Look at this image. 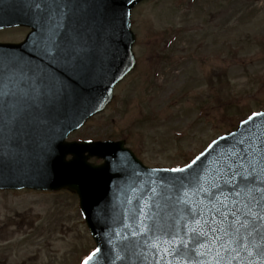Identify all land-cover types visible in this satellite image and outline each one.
<instances>
[{
  "label": "water",
  "instance_id": "95a60500",
  "mask_svg": "<svg viewBox=\"0 0 264 264\" xmlns=\"http://www.w3.org/2000/svg\"><path fill=\"white\" fill-rule=\"evenodd\" d=\"M141 1L84 0L78 12L64 6L73 0H0V29H32L20 45H0V190L75 193L100 249L89 264H264L257 254L264 240L224 231L235 205L220 180L232 145L247 138L255 151L264 141V111L214 140L183 172L145 167L124 141H65L134 69L130 16ZM93 157L103 163H88ZM181 178L192 184L182 188ZM213 182L221 203L198 190ZM194 229L207 233L196 245Z\"/></svg>",
  "mask_w": 264,
  "mask_h": 264
},
{
  "label": "rangeland",
  "instance_id": "374dc122",
  "mask_svg": "<svg viewBox=\"0 0 264 264\" xmlns=\"http://www.w3.org/2000/svg\"><path fill=\"white\" fill-rule=\"evenodd\" d=\"M131 15L136 68L69 140H124L175 169L264 109V0H149ZM94 248L75 195L0 191V264H82Z\"/></svg>",
  "mask_w": 264,
  "mask_h": 264
},
{
  "label": "snow or ice",
  "instance_id": "6c2138e0",
  "mask_svg": "<svg viewBox=\"0 0 264 264\" xmlns=\"http://www.w3.org/2000/svg\"><path fill=\"white\" fill-rule=\"evenodd\" d=\"M249 119H252V117H249ZM245 145H247V151H245ZM253 147L249 139H240L231 146L230 153H225L221 158L220 180L223 181V189H227L229 196L234 198L235 205L233 210L226 215L221 214L225 215L226 219L231 216L234 220V224H230L227 229H224L226 233L231 232L233 229L239 233L243 229L246 235L251 236L255 233L261 240H264V141L255 151ZM199 159L200 157H196L192 163L194 164ZM187 167H191V165ZM173 171L183 172L184 169H173ZM181 180L182 188L192 184V180L189 178H181ZM196 180H199V176L196 177ZM223 189L216 182H213L208 189H205L203 185H198L199 191L208 192L210 201L217 199V193L222 195ZM228 198L225 197V200ZM217 202L221 203L218 199ZM224 207H227V204ZM186 211L190 215L193 212L192 209H186ZM235 225H239V227H235ZM219 230L212 229L214 232ZM206 235L207 233L202 230L194 229L192 233L193 245L199 244L201 237ZM213 243H215V240H213ZM187 248L188 245H184L182 249L177 251V254ZM99 251L100 249H96L84 261V264H89V261L95 259ZM170 251V248L165 249V253ZM208 251L211 252V249ZM257 254L264 255V252H258Z\"/></svg>",
  "mask_w": 264,
  "mask_h": 264
},
{
  "label": "flooded vegetation",
  "instance_id": "af4514ba",
  "mask_svg": "<svg viewBox=\"0 0 264 264\" xmlns=\"http://www.w3.org/2000/svg\"><path fill=\"white\" fill-rule=\"evenodd\" d=\"M10 30H17V31H19L18 33H20L22 35L21 39H19L17 41H12L13 43L21 42L24 39V37L28 34V32L30 31V29L25 28V27H16V28L5 29V30H2L0 32L10 31Z\"/></svg>",
  "mask_w": 264,
  "mask_h": 264
}]
</instances>
